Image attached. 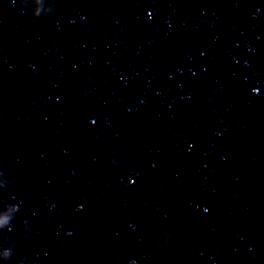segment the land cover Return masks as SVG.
Here are the masks:
<instances>
[{"label":"water","instance_id":"obj_1","mask_svg":"<svg viewBox=\"0 0 264 264\" xmlns=\"http://www.w3.org/2000/svg\"><path fill=\"white\" fill-rule=\"evenodd\" d=\"M90 264H264V47L159 164Z\"/></svg>","mask_w":264,"mask_h":264},{"label":"clouds","instance_id":"obj_2","mask_svg":"<svg viewBox=\"0 0 264 264\" xmlns=\"http://www.w3.org/2000/svg\"><path fill=\"white\" fill-rule=\"evenodd\" d=\"M9 220L10 218L8 216L0 218V227H4L5 225H7L9 223ZM5 255H6V259L11 257L10 252L6 253Z\"/></svg>","mask_w":264,"mask_h":264}]
</instances>
